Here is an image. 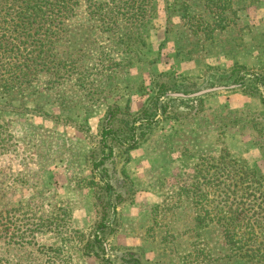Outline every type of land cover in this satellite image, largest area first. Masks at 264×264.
Masks as SVG:
<instances>
[{
  "label": "rangeland",
  "instance_id": "rangeland-1",
  "mask_svg": "<svg viewBox=\"0 0 264 264\" xmlns=\"http://www.w3.org/2000/svg\"><path fill=\"white\" fill-rule=\"evenodd\" d=\"M105 1L0 23L27 47L0 58L37 63L0 86V264H249L192 198L218 199L197 164L223 150L264 173V0H155L137 27Z\"/></svg>",
  "mask_w": 264,
  "mask_h": 264
},
{
  "label": "trees",
  "instance_id": "trees-1",
  "mask_svg": "<svg viewBox=\"0 0 264 264\" xmlns=\"http://www.w3.org/2000/svg\"><path fill=\"white\" fill-rule=\"evenodd\" d=\"M81 1L0 0V12H2L0 23L4 24L6 22L11 26H15L17 21L21 20L20 25H24V27L28 21L31 24V21H34L43 23V26L44 24L46 26L55 24L56 26L61 24L63 19L69 18L74 11V6L80 4ZM84 1L89 3L87 8L90 9L92 7L91 0ZM154 1L118 0L116 2L115 0H107L104 2L105 11L108 12L105 18L109 20L120 18L134 27L140 24L143 25L144 21H147L151 15ZM91 13L92 10L88 12V14ZM25 20L27 22H24ZM123 35H125V32ZM59 37V31L57 30L46 33L44 35L46 40L43 44H51ZM14 40L15 38L11 40L10 35L4 32L1 33L0 49H3V52L15 50L17 55L21 48L27 49L26 45L19 46ZM33 57L12 56L13 60L1 57L0 63L8 65L13 71L10 70L11 73L8 74H0V86L3 85L4 89L7 90L18 84L24 85L29 80V73L26 70L37 65ZM36 76H33V78ZM17 78L18 80H16ZM132 146L135 147L136 144ZM211 161L221 162V164L215 166V168L221 166L218 171L217 169L213 171L216 175L208 170L212 168L209 165ZM197 166L205 169L206 175H204V178H208L207 181L209 180L210 183H213L214 179L209 177L214 176L215 178L217 176L218 178L217 182L213 184L214 186L206 188L207 191L213 189V193H217L218 199L202 198L197 194L192 198L194 210L199 209L202 214L200 220L203 227L208 229L217 228L227 250L238 259L249 264H264V173L249 168L240 160L231 158L225 150L221 153L220 158H202ZM200 192L204 194V190ZM198 197L202 199L198 200Z\"/></svg>",
  "mask_w": 264,
  "mask_h": 264
},
{
  "label": "water",
  "instance_id": "water-1",
  "mask_svg": "<svg viewBox=\"0 0 264 264\" xmlns=\"http://www.w3.org/2000/svg\"><path fill=\"white\" fill-rule=\"evenodd\" d=\"M237 87H238V85H236V84H232L229 86L220 85V86L209 87V88L199 90L197 92H193V93H189V94H186L183 92H170V93H167L166 96L167 97H174V98H195V97L203 96V95L208 94V93L231 90V89H235Z\"/></svg>",
  "mask_w": 264,
  "mask_h": 264
}]
</instances>
